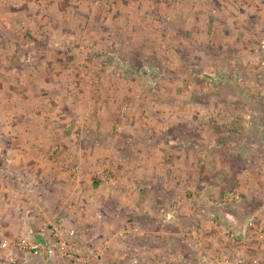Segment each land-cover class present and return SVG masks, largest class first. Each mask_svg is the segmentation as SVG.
Returning <instances> with one entry per match:
<instances>
[{"label":"rangeland","instance_id":"obj_1","mask_svg":"<svg viewBox=\"0 0 264 264\" xmlns=\"http://www.w3.org/2000/svg\"><path fill=\"white\" fill-rule=\"evenodd\" d=\"M147 2L0 0V82L10 99L24 94L27 111L72 115L78 129L87 126L81 119L91 118L89 129L99 134L134 133L137 141L122 164L144 172L131 175L136 197L120 205L127 210L122 216H219V231L231 229L228 241L220 242L228 250L217 257L220 263L235 255L238 244L248 255L264 256V31L258 29L264 12L198 2L181 12L169 8L167 20L155 15L169 23L161 29L147 21ZM159 3L154 0L155 8ZM141 8L146 14L136 13ZM118 18L120 29L106 28ZM146 32L166 34L168 53L159 45L156 55L128 58L132 47L123 44L124 55L99 54L113 49L106 38H144ZM98 119L104 123L97 126ZM112 147L93 151L108 171L103 198L114 193L119 151ZM82 170L74 165L75 178ZM115 198L94 210L80 205L78 214L99 222L117 216ZM129 225L141 232L132 222L110 237Z\"/></svg>","mask_w":264,"mask_h":264},{"label":"crops","instance_id":"obj_2","mask_svg":"<svg viewBox=\"0 0 264 264\" xmlns=\"http://www.w3.org/2000/svg\"><path fill=\"white\" fill-rule=\"evenodd\" d=\"M198 2L210 7L238 5L242 12L247 13L255 11L254 8L257 13L264 12V0H160L159 8H155L154 0H148V13L142 8L136 13L145 12L147 21L155 22L163 29L164 24L166 27L169 23L158 22L155 15L161 14V18L167 20L172 12L169 8L181 12L182 7H186L185 10L188 6L196 7ZM255 19L258 23L263 20L260 16ZM120 20L118 18L117 23L106 28L120 29ZM137 20L138 28L145 29V21ZM243 27L249 29L246 24ZM258 29L264 31V24H258ZM147 34L144 38V35L106 38L104 43L113 45V49L109 52L100 50L99 54L105 59L108 54L113 57L124 55L123 44L132 47L128 58H134L139 53H144L145 57L156 55L153 54L154 46L159 45L164 54L168 53L162 47L171 41L166 34L163 37ZM3 73L1 70L0 76ZM9 91V87L0 82V240L10 236H35L42 220L37 205H42L52 218L76 227L86 239L94 242L107 240L119 225L134 222L141 226V232L119 240L98 264H223L217 257L228 250L221 247L220 242L228 241L226 233L231 229L222 228L219 231L216 225L221 220L219 216H122L127 210L120 205L130 204L131 199L136 197L132 193L131 175L144 172L142 168L139 170L122 164L124 152H132L137 141L134 133L113 136L102 129L99 134L89 129L94 125L91 118L81 119L82 125H87L85 128H73L72 115L50 117L37 111H27L24 94L10 99ZM28 108L34 110L39 106ZM69 114H72L71 111ZM103 123V120H96L97 126ZM111 143H114L112 148L117 147L119 151L114 162L115 181L110 188L114 193L109 192L103 198L101 185L107 179L108 171L103 165L101 167L99 153L97 155L93 151L99 148L107 150ZM78 163L83 174L75 178L74 165ZM161 179L165 180V177ZM166 180L167 188H171L172 182L168 178ZM113 196L119 201L120 207L114 212L117 216H107L99 222L100 218L90 213L86 216L78 214V206H92L94 210L96 206L111 201ZM0 264L50 263L43 255L0 249Z\"/></svg>","mask_w":264,"mask_h":264},{"label":"built area","instance_id":"obj_3","mask_svg":"<svg viewBox=\"0 0 264 264\" xmlns=\"http://www.w3.org/2000/svg\"><path fill=\"white\" fill-rule=\"evenodd\" d=\"M37 208L42 216L37 234L5 237L0 240L1 250L43 255L50 264H98L115 243L140 231L139 226L129 225L107 240L94 242L76 227L52 218L42 205ZM223 264H264V256L248 255L245 245L238 244L235 255L225 258Z\"/></svg>","mask_w":264,"mask_h":264}]
</instances>
